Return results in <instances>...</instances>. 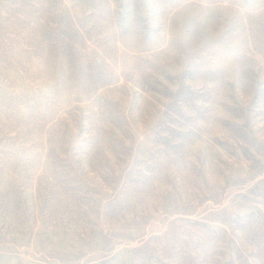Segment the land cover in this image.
<instances>
[{"label":"rangeland","instance_id":"1","mask_svg":"<svg viewBox=\"0 0 264 264\" xmlns=\"http://www.w3.org/2000/svg\"><path fill=\"white\" fill-rule=\"evenodd\" d=\"M0 264H264V0H0Z\"/></svg>","mask_w":264,"mask_h":264}]
</instances>
